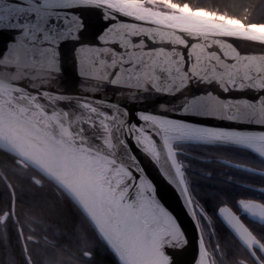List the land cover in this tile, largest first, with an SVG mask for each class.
Segmentation results:
<instances>
[{"label": "snow or ice", "instance_id": "obj_1", "mask_svg": "<svg viewBox=\"0 0 264 264\" xmlns=\"http://www.w3.org/2000/svg\"><path fill=\"white\" fill-rule=\"evenodd\" d=\"M0 39V264H264V0H0Z\"/></svg>", "mask_w": 264, "mask_h": 264}, {"label": "water", "instance_id": "obj_2", "mask_svg": "<svg viewBox=\"0 0 264 264\" xmlns=\"http://www.w3.org/2000/svg\"><path fill=\"white\" fill-rule=\"evenodd\" d=\"M3 40L0 39V46H2ZM149 171L152 173L154 177L157 178V182L160 184L161 193L164 195L167 203L176 210L177 213L180 214V217L184 220V222L187 224L188 218L184 214V211L182 209L181 202L177 199L176 193L172 189L171 186L167 185L166 181L160 177L159 173L156 171V169L152 166H149ZM188 257L190 258V253L188 254Z\"/></svg>", "mask_w": 264, "mask_h": 264}, {"label": "trees", "instance_id": "obj_3", "mask_svg": "<svg viewBox=\"0 0 264 264\" xmlns=\"http://www.w3.org/2000/svg\"><path fill=\"white\" fill-rule=\"evenodd\" d=\"M192 3H202V4H210L216 2V0H191ZM222 3H231V4H244V3H258L259 0H221Z\"/></svg>", "mask_w": 264, "mask_h": 264}]
</instances>
